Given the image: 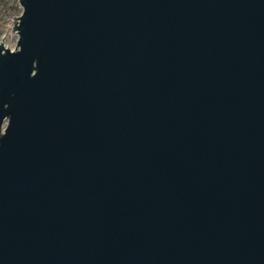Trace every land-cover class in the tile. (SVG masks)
Masks as SVG:
<instances>
[{
	"label": "water",
	"instance_id": "obj_1",
	"mask_svg": "<svg viewBox=\"0 0 264 264\" xmlns=\"http://www.w3.org/2000/svg\"><path fill=\"white\" fill-rule=\"evenodd\" d=\"M19 2L0 264H264V0Z\"/></svg>",
	"mask_w": 264,
	"mask_h": 264
},
{
	"label": "rangeland",
	"instance_id": "obj_2",
	"mask_svg": "<svg viewBox=\"0 0 264 264\" xmlns=\"http://www.w3.org/2000/svg\"><path fill=\"white\" fill-rule=\"evenodd\" d=\"M19 1L0 0V43H4L10 51H15L18 42V35L14 31V22L18 24V18L23 13Z\"/></svg>",
	"mask_w": 264,
	"mask_h": 264
},
{
	"label": "bare ground",
	"instance_id": "obj_3",
	"mask_svg": "<svg viewBox=\"0 0 264 264\" xmlns=\"http://www.w3.org/2000/svg\"><path fill=\"white\" fill-rule=\"evenodd\" d=\"M1 44H2V47H4L5 49H8V47L5 46L4 43H1ZM1 44H0V45H1ZM8 50H9V49H8Z\"/></svg>",
	"mask_w": 264,
	"mask_h": 264
}]
</instances>
